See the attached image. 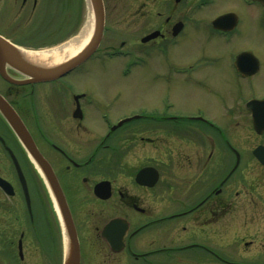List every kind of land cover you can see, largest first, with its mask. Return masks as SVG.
<instances>
[{
    "label": "flooded vegetation",
    "instance_id": "af4514ba",
    "mask_svg": "<svg viewBox=\"0 0 264 264\" xmlns=\"http://www.w3.org/2000/svg\"><path fill=\"white\" fill-rule=\"evenodd\" d=\"M228 1L234 3L232 12L213 13L214 18L210 13L207 19L199 16L207 10L215 12L223 0H192L170 31L151 32L141 40L144 49L127 50L124 55L128 58V76L134 69L156 62L168 73L180 77H193L211 65L204 59L184 65L169 61L168 51L177 47L180 37L190 30L197 36L203 33L208 44L219 43L232 52L227 65L239 83L251 82L262 74L264 53L247 45L251 38L246 31V21L259 22L264 28V5L254 0H240L241 9L238 0ZM181 2L174 1V14L170 9L166 11L164 4L163 14L168 13L169 19L178 15L177 7ZM0 4L1 24L10 33L22 34L24 32H14L10 28L22 21L16 10L36 12L39 0H2ZM0 36L20 47H30L10 40L1 31ZM122 54L106 50L102 55L99 49L73 72L50 83L16 86L0 76V97L25 124L62 190L80 246V264H264V236L260 238L262 243L243 239L244 250L238 262L228 252L227 239L221 246L214 242L215 228L221 230L224 237L227 235L224 232L231 227V211L238 209L239 216L251 213L250 216L258 218L245 219V222L264 223V198L260 194L256 199L244 194L245 199L238 206L231 203V185L246 157L244 149L239 150L231 136L223 133L231 129H224L220 121L204 113L181 115L166 98L161 99L160 107L120 118L113 112L116 99L108 100L102 110V103H97L92 93L75 89L72 82L91 75L93 64L100 62L104 66L99 67H106ZM8 74L13 79H23L11 69ZM252 100L263 101L264 97L242 100V108L238 111L245 119H250L255 131L253 113L247 108ZM225 111L224 117L233 118L234 108L230 106ZM150 112H154L153 117ZM256 114L264 123V108ZM134 118L138 119L120 126L124 120ZM157 122L162 125L148 126ZM237 126L232 125L233 129ZM213 132L219 133L221 140L214 139ZM256 134L264 136V133ZM151 151L157 152V157H152ZM251 159L259 163L254 151ZM147 170L142 181L151 183V175L155 172L158 179L153 187L138 182L139 176ZM29 174L34 175L40 185L37 191L30 184ZM177 179L179 187L173 184ZM2 182L7 184V189L1 186ZM258 186L262 189L260 184ZM174 190L177 192L173 203L176 210L168 215L165 194L168 191L172 194ZM115 221H119L116 228H109ZM40 224L44 225L46 234L52 224L55 226L53 236L57 234L61 238L59 260L62 264L65 227L55 196L0 113L2 257L8 255L15 259L18 252L23 261L25 241L38 236ZM123 232L122 244L113 248L106 238L110 234L112 238L117 237ZM253 247L258 252L251 254Z\"/></svg>",
    "mask_w": 264,
    "mask_h": 264
},
{
    "label": "rangeland",
    "instance_id": "374dc122",
    "mask_svg": "<svg viewBox=\"0 0 264 264\" xmlns=\"http://www.w3.org/2000/svg\"><path fill=\"white\" fill-rule=\"evenodd\" d=\"M169 1L165 0L162 3V0H104L106 31L100 47L101 54L103 55L106 50L125 49L126 52L127 50L144 49L141 40L147 34L158 29L162 30L161 32L170 31V28L180 19V15L186 13L192 4V0H182L177 7L176 14L178 15H173L170 19L168 13L163 14L164 4L166 11L170 9V13L174 14L175 0ZM189 2L190 4H188ZM238 2L241 8L243 5L240 0ZM1 6L2 4H0V8ZM233 6L234 3L231 1L226 0L224 2L223 0L215 12L207 10L198 16L209 19L210 13L221 15L232 12ZM90 9L88 0H39L36 12L30 9L22 11L17 8L16 10L22 21L15 28L14 26L10 28L12 31L24 33H10L1 24L2 16H0V31L6 33V37L12 41L30 45V47H24L25 49L46 51L64 46L80 37L86 23H88ZM246 24V31L251 38L247 45L253 47L256 52L260 49V52L264 53V28L256 21H246ZM204 36L203 33L197 36L196 32L191 30L189 33L185 32L180 37L182 39L179 40L178 46L168 51V59L174 65H184L199 59L208 60L212 63L193 77L191 75L180 77L168 73V70H165L162 64L158 62L152 63L148 67H138L134 69L133 74H130L131 76L129 75L130 77H124L122 76V69L128 59L118 58L106 64V67H99L103 65L100 62L93 64L91 75L75 79L72 83L76 90L92 93L97 103H102V107L100 106L102 110L107 106L108 100L116 99L113 112L120 118L129 117L144 109L152 110L159 106L161 99L166 98L174 104L177 113L181 115L204 113L206 116L220 121L224 129H231L223 133L227 136L230 135L231 141L238 144L239 150L244 149L246 155L241 168L234 176L230 189L231 203L238 206L244 201V194L250 195L253 199L259 198L260 195L264 198V169L251 159L252 152L259 145L264 144V136L259 137L252 130L250 119H245L244 115L238 111L242 108V100L249 97H264V72L254 77L251 82L239 83L231 75L227 65L232 52L219 43L213 44L211 42L208 44ZM238 43L243 42L238 41ZM195 47L199 48L195 49ZM165 58L167 59V56ZM239 98L244 99L238 100ZM236 100L238 101L235 103ZM230 106L234 108V112L231 113L233 118L224 117L225 109ZM222 111L224 112L222 113ZM152 125L157 127L162 124L157 122L148 126L155 127ZM232 125L239 127L233 129ZM213 134L216 135L214 139L221 140L219 133L213 132ZM151 152L152 157H157V152ZM222 166L225 167V165ZM232 166V164L229 165L230 168ZM174 172L178 174L176 170ZM29 178L32 188L37 191L40 185L35 176L29 174ZM166 179L169 180V177ZM178 182L177 179L173 181V184L179 187ZM181 182L190 183L188 180H181ZM259 184L262 189L259 188ZM188 190L189 188L186 189V192ZM176 194L175 190L172 191V194L169 191L165 194L168 203V215L176 210L173 207ZM237 194L241 196L238 197ZM250 196H248L249 199ZM238 213V209L231 211V227L224 232V234L227 233L225 237L221 230L217 228L213 230L215 244L221 246L223 240L227 239L230 244L228 252L233 254L231 257L237 262L240 261V254L244 250L243 239L247 242L256 240L262 243L263 240L260 238L264 236V223L245 222L243 221L245 219L256 220L258 218L250 216L251 213H243L242 216H239ZM40 222H42L41 219ZM39 226L42 228L38 230V236L25 241V259L23 261L19 259L18 252L15 254V259L9 258L8 255L6 258L2 257L3 254L0 249V264L4 262L6 264H60L59 255L62 244L60 236L58 237L57 234L53 236L56 233L55 226L52 224L48 234L43 232V224ZM256 237L259 238L256 239ZM240 244L242 245L240 246ZM253 252L257 253L258 250L253 247L251 254Z\"/></svg>",
    "mask_w": 264,
    "mask_h": 264
},
{
    "label": "water",
    "instance_id": "95a60500",
    "mask_svg": "<svg viewBox=\"0 0 264 264\" xmlns=\"http://www.w3.org/2000/svg\"><path fill=\"white\" fill-rule=\"evenodd\" d=\"M94 18V31L88 45L82 52L73 59H68L65 63L55 68H38L30 64L23 52H28L20 48L0 36V76L7 82L16 86H26L41 83H50L57 81L68 75L75 68L88 60L100 47L105 32V7L103 0H88ZM264 3V0H255ZM220 23V22H219ZM145 42V40H144ZM30 52V51H29ZM8 69H11L21 75L23 79L17 80L10 77ZM264 106V104H262ZM264 108V107H260ZM0 113L6 120L10 129L13 131L17 139L20 141L28 157L36 166L41 174L48 189L54 194L60 214L64 220L65 235L69 244V256L64 264H80V249L79 243L74 230L73 223L67 210L66 201L62 190L60 189L56 177L49 165V163L40 154L34 140L26 128L25 124L16 114V112L0 97ZM255 116V115H254ZM255 129L258 133H264V123L261 122L260 116H255L254 119ZM254 155L258 158L259 162L264 166V147L257 149ZM149 170L143 172L138 182L140 184H147L151 187L155 186L157 182V175H151V183H143L142 179L144 174ZM152 171V170H150ZM1 186L7 189V184L2 182ZM119 221L110 224L109 228H116ZM125 232L119 236L111 237V234L106 238L113 248L120 246L123 242Z\"/></svg>",
    "mask_w": 264,
    "mask_h": 264
},
{
    "label": "bare ground",
    "instance_id": "6f19581e",
    "mask_svg": "<svg viewBox=\"0 0 264 264\" xmlns=\"http://www.w3.org/2000/svg\"><path fill=\"white\" fill-rule=\"evenodd\" d=\"M93 31H94V18L92 11L90 9L88 23H86L85 28L81 33L80 37H78L74 41L64 46L58 48H52L46 51H30V52L28 51L23 53L25 54L27 61L33 66L38 68L52 69L62 65L63 63L68 61V59H73L77 55H79L91 40ZM68 256H69V244H68V239H66V259H68Z\"/></svg>",
    "mask_w": 264,
    "mask_h": 264
}]
</instances>
